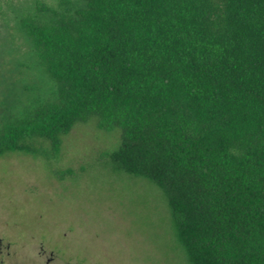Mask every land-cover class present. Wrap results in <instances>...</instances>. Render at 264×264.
<instances>
[{"label": "trees", "instance_id": "obj_1", "mask_svg": "<svg viewBox=\"0 0 264 264\" xmlns=\"http://www.w3.org/2000/svg\"><path fill=\"white\" fill-rule=\"evenodd\" d=\"M18 27L50 91L0 115V155L117 128L190 264H264V0H34Z\"/></svg>", "mask_w": 264, "mask_h": 264}, {"label": "rangeland", "instance_id": "obj_2", "mask_svg": "<svg viewBox=\"0 0 264 264\" xmlns=\"http://www.w3.org/2000/svg\"><path fill=\"white\" fill-rule=\"evenodd\" d=\"M33 2L0 0V115L50 91L18 27ZM31 143L30 151L0 155V238L20 264H35L38 241L47 264H190L162 190L104 155L119 145L117 128L99 130L90 119L75 124L57 151L42 139Z\"/></svg>", "mask_w": 264, "mask_h": 264}, {"label": "flooded vegetation", "instance_id": "obj_3", "mask_svg": "<svg viewBox=\"0 0 264 264\" xmlns=\"http://www.w3.org/2000/svg\"><path fill=\"white\" fill-rule=\"evenodd\" d=\"M3 247L7 249L6 254H4ZM11 247L10 243H7L5 245H2V240L0 238V264H20L21 259L18 258L16 251L14 249V253H10L9 252V248ZM49 254H51V251H48ZM37 257H36V261L35 264H40L42 262V258L43 259V264H47L49 263L51 257L50 256H45V254L47 253V247L45 246L44 243H42L41 241H38L37 243V247H36V251H35ZM4 255H9L6 259L4 257ZM65 262H68L70 259L68 258H64ZM75 264H79V261H74Z\"/></svg>", "mask_w": 264, "mask_h": 264}]
</instances>
